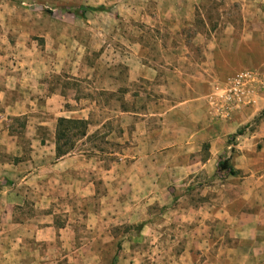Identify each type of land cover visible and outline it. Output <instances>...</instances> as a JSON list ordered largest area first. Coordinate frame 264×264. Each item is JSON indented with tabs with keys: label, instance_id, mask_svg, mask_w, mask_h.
I'll list each match as a JSON object with an SVG mask.
<instances>
[{
	"label": "rangeland",
	"instance_id": "374dc122",
	"mask_svg": "<svg viewBox=\"0 0 264 264\" xmlns=\"http://www.w3.org/2000/svg\"><path fill=\"white\" fill-rule=\"evenodd\" d=\"M255 1L263 5L260 29L254 27L252 20L245 23L248 14L242 7ZM79 3L58 11L65 26L71 25L67 20L70 16L66 15L69 9L82 15L74 26L80 40L74 76L70 59L64 58L65 73L57 82L49 76L47 86L48 89L53 86L49 94L57 91L65 99L62 113L75 110L88 123L87 136L74 141L72 152L94 160L96 194L77 203L64 193L71 187H63L56 179L48 188L47 201L52 203H42V209H35L34 203L40 200L43 188L32 190L16 221L29 220L33 232L46 228L51 221L57 228L72 223L77 244L74 250H63L57 243L47 248V244L42 246L32 238V261L50 264V258L59 261L68 256L58 263L251 264L247 238L251 235H235L229 226L224 227L215 219L221 193L234 196L231 187L214 186L215 181L221 184L226 179L216 174L206 180L207 187H195L188 193L183 170L182 180L176 185L170 178L174 159H181L183 168L188 156L182 149L173 150V145H186L187 133L184 127L177 129L174 121L185 122L188 118L184 114L163 115L173 106L202 95L207 103L209 127L214 128L217 123L224 134L231 130L234 113L241 103L239 95L264 91V0H79ZM19 5L25 17L56 16L53 7L32 0ZM243 32L256 36L250 41H239ZM238 50L243 56H236ZM141 64L146 70L143 77H137L135 71L139 66L141 69ZM48 109L40 112L37 108L34 113L37 120L28 124L25 118H16L9 124V130L20 134L29 126L32 131L36 129L41 145H55L57 120L65 116H59V103ZM153 109L160 116H155L151 124L149 121L144 124L145 132L150 126L157 130L154 147L160 185L151 200L155 188L153 191L144 183L121 185L117 180L108 185L103 181V171L112 168L119 173L122 157L136 143L134 124L147 120L129 114L145 115ZM39 117L47 119L45 126H38ZM262 122L264 109L240 130L247 136L258 132ZM229 137L223 138L221 158L225 160L232 157L233 148L227 149ZM19 140L25 147L31 144L23 136ZM261 145L250 149L257 154ZM205 149L202 147V154ZM131 162L129 155L123 166L130 168ZM1 182L8 181L3 178ZM202 207L212 217L207 218L203 229L193 219H188L192 222L188 224L187 218L172 216L173 211ZM47 213L48 218L42 215ZM243 224L248 226V221ZM1 225L5 227L4 234ZM11 232L9 220H1L0 264H12L7 263L14 247Z\"/></svg>",
	"mask_w": 264,
	"mask_h": 264
},
{
	"label": "crops",
	"instance_id": "0c3cea01",
	"mask_svg": "<svg viewBox=\"0 0 264 264\" xmlns=\"http://www.w3.org/2000/svg\"><path fill=\"white\" fill-rule=\"evenodd\" d=\"M23 1L26 0H0V181L3 178L8 181L0 184V224L1 220L8 219L12 230L10 234L14 237L11 243V246H14L11 248L13 254L10 252L7 263L35 264L30 257L32 238H35L39 244H43L42 246L47 244V248L50 244L57 243L63 250H74L77 244L72 223L67 222L57 228L51 221L46 228L33 232L29 226V220L17 222L16 218L19 217L21 207L29 198L28 195L32 194V190L37 191L36 187H39L38 190L43 188L41 190L43 193L40 192L42 195L38 197L40 200L34 203L35 209H42V203H52V201H47L48 188L52 187L57 179L63 187H71L64 193L71 195L78 203L81 198L95 196L97 179L95 178L96 167L91 158L73 152L56 158L55 145L52 144L51 147H48L46 143L41 145V138L36 129L32 131L28 126L19 134L20 131H11L8 128L16 118H25L27 124L36 121L34 113L37 108L40 112L42 110L47 112L48 107L53 103H59L61 107L58 110L59 116L64 115L65 118L81 120L75 110L71 109L65 114L62 113L65 99L57 91L49 94L48 91L53 86L50 89L47 86L49 76L55 78L57 82L58 77L61 78L65 73L64 58L70 59L71 74L74 76V58H78L77 52L80 44L74 26H77V20L81 18L75 17L71 14V9H67L66 15L70 16L67 20L71 22V25L65 26V19L58 16V11L68 8L65 7L67 5L78 6L79 0H69L70 2L32 0L39 5L53 7L56 16L51 18L43 17V15L39 18H34V15L33 17L23 16V8L19 5ZM242 7L248 14L245 23L248 24L252 20L254 27L259 29L263 27L260 19L263 5L255 1L253 4L245 3ZM244 34L241 35L239 41L248 39L250 41L256 36L246 33L247 37H245ZM236 56H243V52L238 50ZM75 65L78 66L76 62ZM136 70V76L143 77L146 69L141 64V69L139 66ZM239 97L241 103L234 113L233 127L226 134L221 125L217 126V123L214 128L209 127L207 103L202 95L173 106L163 115L169 117L184 114L188 119L190 118L189 122L188 119L187 122L174 121L177 129L184 127L187 133L184 140L186 145L183 147L173 145V150L182 149L188 154L184 159L183 168H181L182 160L174 159V167L170 169V178L175 185L182 180L180 174H183L181 173L183 170L185 186L189 188L188 193L195 187H207L206 180L217 174V166L222 159L221 152L225 144L224 136H231L240 128H245L264 109V91H250ZM124 114L128 116V113ZM129 115L145 117L147 120L134 124L137 130L136 143L132 144L126 150L127 155L122 157L119 173L114 172L112 168L105 169L103 181L108 185H111L113 180L119 181L121 185L141 183L150 185L153 191L155 188V193H151V200H154L157 194L156 189L160 185L154 147L157 130L150 126L145 132L144 124L148 121L151 124L155 116L160 115L154 109L145 115L136 112ZM39 122L38 126H45L47 119L39 117ZM262 123L258 132L248 133L246 136L242 131V136L237 137L233 145L228 143L227 149L233 148L232 157L228 161L237 175L226 177L221 184L215 181L216 185H214L216 189L218 186L232 188L231 193H234V196L221 193L217 199L220 206L216 209L215 219L221 221L222 226H229L235 235L243 233L251 235L247 236L251 264H264V122ZM218 128L220 129L215 132ZM211 132H214V135ZM22 136L30 141L29 146L25 147L21 144L19 137ZM212 136L214 139L209 140ZM259 143L262 144L261 152L256 154L251 149ZM202 147L207 148L204 154H202ZM129 155L133 162L130 168H125L123 163ZM54 170L60 172L59 175H56ZM221 196L226 197V201H223ZM229 197L230 200H228ZM188 198L189 196H186L185 201H188ZM42 215H47L48 218V213ZM172 216L187 218L188 224H192L188 219H193L194 224L198 222L199 229L205 227L207 218L212 220L204 207L199 210L173 211ZM246 221H248V226L243 224ZM1 230L4 234L3 225H1ZM66 257L59 261L50 258V264L53 261L60 264L58 262Z\"/></svg>",
	"mask_w": 264,
	"mask_h": 264
},
{
	"label": "trees",
	"instance_id": "16d2710c",
	"mask_svg": "<svg viewBox=\"0 0 264 264\" xmlns=\"http://www.w3.org/2000/svg\"><path fill=\"white\" fill-rule=\"evenodd\" d=\"M77 18H82L76 10H71ZM88 123L84 120L60 118L57 120L55 129V155L60 158L70 154L74 147V141L87 136ZM242 136V131H237L229 137V145H233L236 138ZM217 174L233 177L237 172L231 167L228 160L221 159L217 166Z\"/></svg>",
	"mask_w": 264,
	"mask_h": 264
}]
</instances>
